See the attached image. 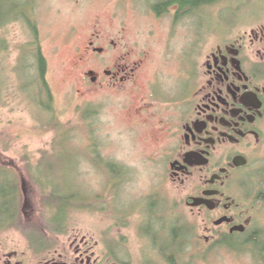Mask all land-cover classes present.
<instances>
[{"label": "rangeland", "instance_id": "374dc122", "mask_svg": "<svg viewBox=\"0 0 264 264\" xmlns=\"http://www.w3.org/2000/svg\"><path fill=\"white\" fill-rule=\"evenodd\" d=\"M117 2L109 0L0 2V12L5 14V20L15 5H26L24 15L38 28L39 44L48 63L46 79L54 99V107L48 110L47 107L50 105H47L45 108L48 112L47 117L38 119L32 112H26L19 107L16 98L12 97L11 93L8 94L10 91L0 85V167L14 171L10 172L3 183H8V186L17 183L19 176L24 186L22 189L24 216L21 219V229L24 231L20 233L11 229L0 232V242L16 244L26 241L23 235L25 238L37 237V230L43 227V223L52 221V216L46 213L42 204L43 198L28 173V169L34 167L35 175L43 178L41 181L44 184H47L45 178L51 182H59L57 186L61 187L60 192H64L65 186H69L76 192L81 191V197L92 202L95 209L81 210L84 213H78L77 210L68 215L67 222L70 223L72 230L81 234L97 238L95 234L100 233L104 241L106 236L111 240L115 237L119 240L123 237L129 238L134 253L143 256L148 248L146 258L151 260L152 246L150 248L146 242L138 239V227L141 224L137 222L140 218L130 219L129 224H132L130 227H117V231H114L116 224L118 226L124 219L115 211L127 213L143 210L148 213L151 204L147 198L160 195L165 200L161 212L167 211L165 215L167 222L174 218L173 210L169 211L172 203L178 201L183 203L181 209L183 214L179 215L183 224L196 227V247L189 251L187 264H264V258L263 261L255 260L257 255L254 251L258 253V247L251 248L255 256L243 254L236 257L224 249L208 253L206 249H210L217 241L210 245L207 243L206 240L212 236L206 233L204 219L197 215L192 216L188 210L186 199L189 192H185L184 189L178 190L172 183H167L168 166L165 153L169 145V127L163 122L167 119L168 112L158 111V116L152 117L145 110L150 106L147 104L150 100L149 93L155 83L158 87L175 90L186 82L187 71L194 66L196 56L200 66L201 56L181 54L185 47L187 50L190 49L188 39L191 27L187 25L177 29L172 53L169 54L167 50L169 31L167 32L160 22L151 18L145 7L134 8L131 4L120 5ZM258 3L264 8V0H258ZM117 13L120 20L115 21L113 15ZM199 16V21L192 26L194 32L198 31L202 24L215 26V22L208 20L203 13ZM100 20L105 24L103 30L106 34L110 31L113 37L126 31L127 43L139 45L135 55L137 59H144L142 57L144 53H149V62L145 74L139 81V90L132 86L128 93L124 91L122 93L94 88L91 82L86 84L87 75L91 71H97V63L85 60L86 54L83 52L86 43L97 31ZM29 27V23L19 22L0 32V42L5 41L9 46L5 54H10L8 76L11 79L15 77L13 71L22 53L21 49L33 41V32ZM2 56L0 54V58ZM64 138L69 143L62 144L60 149V143ZM96 143L101 147L100 152L95 151L97 154L93 148L91 149ZM69 144L80 147L70 148ZM45 155H49L47 162L49 166L41 168L40 162ZM94 161H97L98 165ZM104 161L120 165L128 172L126 176L128 179L117 189L116 195L113 193L114 190L110 191V186H119L120 181H117V178L113 180L106 174L103 170ZM3 183L0 182L2 185ZM169 200L172 203H169ZM259 208L260 222L264 225L263 201ZM89 211L101 212L96 215ZM167 226L168 237L162 238L161 242L168 245L169 237L174 232V224L168 223ZM55 239L57 242H65V239L57 237ZM238 241L244 243L247 240L239 238ZM204 256H208V260H205Z\"/></svg>", "mask_w": 264, "mask_h": 264}, {"label": "flooded vegetation", "instance_id": "af4514ba", "mask_svg": "<svg viewBox=\"0 0 264 264\" xmlns=\"http://www.w3.org/2000/svg\"><path fill=\"white\" fill-rule=\"evenodd\" d=\"M112 1L117 2L109 0ZM194 1L119 0L117 3L145 7L151 18L169 31V54L177 29L191 27L190 49L184 46L181 54L201 56L200 66L196 56L194 66L187 71L186 82L175 90L155 83L149 93L150 106L145 111L152 117H157L158 111L168 112L163 122L169 127L165 153L167 183L189 192L188 210L192 216L204 219L206 233L212 236L207 243L217 241L206 251L209 253L225 239V252L238 257L246 254L245 242L238 241L239 238L253 239L256 246L264 239L259 215V204L264 202V8L258 0H202L199 6ZM202 13L215 26L202 24L194 32L192 26ZM113 16L115 21L120 20L118 13ZM100 21L83 52L85 60L97 63V71L87 75L86 84L91 82L94 88L122 93H128L132 86L139 90L149 53H144V59H137L139 45L127 43L126 31L113 37L110 31L106 34L105 24ZM147 199L151 204L148 213L115 211L124 219L116 224L114 231L117 227H130V219L139 217L138 239L152 246L151 260L146 258L148 248L143 256L134 253L129 238L111 240L106 236L104 241L100 233L96 232L97 238L84 235L72 230L68 223L64 232L53 233L46 226L37 230V237L23 235L24 242H0V264H178L180 256L186 263L197 238L196 227L186 226L179 216L183 214V203L173 204L169 200L172 203L169 211L173 210L174 218L167 222V211L161 212L165 200L160 195ZM196 200L203 201L199 207H194ZM168 223L174 224L173 230L179 234L173 243L170 235L167 252V244L161 239L168 237ZM55 237L65 242H57ZM182 243L184 254L177 247ZM255 260L259 259L255 256Z\"/></svg>", "mask_w": 264, "mask_h": 264}, {"label": "trees", "instance_id": "16d2710c", "mask_svg": "<svg viewBox=\"0 0 264 264\" xmlns=\"http://www.w3.org/2000/svg\"><path fill=\"white\" fill-rule=\"evenodd\" d=\"M4 0H0V2ZM202 0H196L193 3H196L199 6ZM189 1L187 4H190ZM194 5V4H192ZM25 6L15 5L13 11H11L9 17L5 20V14L1 11L0 12V32L4 31L8 26L11 24L19 23V22H26L29 23V28L31 32H33V41L32 43L26 45L24 48L21 49L22 53L19 56V61L13 71L14 79L9 78L8 70H9V60L10 54L7 53L9 46L7 42L1 41L0 42V54L3 55L0 58V85L1 87H5L10 91L8 94H12V97L16 98L18 106L23 108L26 112H32L33 115L38 119H43L44 116L47 117L48 112L45 110L47 105H50L48 110L54 107V99L52 97L50 87L48 85L46 75L48 70V63L46 58L43 55L42 49L39 44V34L38 28L32 20L25 16L26 11ZM11 10V7L9 8ZM8 78L10 81L8 82ZM4 83L6 85L4 86ZM9 84V85H8ZM15 89V91H14ZM2 91V90H1ZM53 104V105H52ZM53 116V114L51 115ZM94 136V133H92ZM69 143L66 138L62 140L60 143V149L62 148V144ZM94 142V141H93ZM70 148L78 149V146H74L72 144L68 145ZM93 151L100 152V145L95 144L91 146ZM58 149V148H56ZM90 149V148H89ZM95 152V154H97ZM101 156V153H100ZM102 157V156H101ZM49 160V155H45L42 161L40 162L41 168L47 165ZM97 164V161H94ZM98 165V164H97ZM104 168L103 170L106 172L108 176H110L113 180L117 178V181H120L119 186H110V191L114 190L113 193L116 195L117 189L122 187L124 181L128 179L126 176L128 175L127 170L117 165L113 162L104 161ZM35 168H29L28 173L31 176L32 182L34 186L39 190L40 195L42 196V204L44 205L46 213L51 217L49 223H43V227L49 226L53 233H60L64 232L65 228L68 227L67 218L69 213L74 212L77 210L81 212V210H91L95 209L92 206V202H89L87 198H82V192H76L73 189H70L69 186H65V191L60 192L61 189L59 182H51L47 178V184H44L43 178H38L35 175ZM10 172L3 167H0V182H5L4 179L9 177ZM18 176V175H17ZM19 182L10 184L8 183L0 184V232H5L9 230H22V223L21 219L24 216L22 211V203H23V191L24 188L23 183L21 182L20 177H17ZM122 182V183H121ZM112 189V190H111ZM68 191V193H66ZM179 231L173 232L171 236V242H174V238H177ZM247 240V239H246ZM256 241L253 239H248L245 241L246 250L244 253L246 254H253L256 253V257L259 261H263V254H264V239L259 242V245H255ZM167 252L169 251L170 246L166 245ZM250 246L258 247V253L251 251ZM180 247L181 254H184V245H178ZM225 250V239L221 240L218 244H216L213 248V252L216 253V250ZM175 251V249H174ZM173 251V252H174ZM178 249H176V252ZM184 256V255H183ZM207 259V256H204ZM178 264H183L184 259L180 256L177 258Z\"/></svg>", "mask_w": 264, "mask_h": 264}, {"label": "water", "instance_id": "95a60500", "mask_svg": "<svg viewBox=\"0 0 264 264\" xmlns=\"http://www.w3.org/2000/svg\"><path fill=\"white\" fill-rule=\"evenodd\" d=\"M195 202H196V204H195L194 207H199V206L202 204L203 201H201V200H196ZM221 223H223V222H221ZM219 225H221V224H219ZM238 230H239V229H238Z\"/></svg>", "mask_w": 264, "mask_h": 264}]
</instances>
